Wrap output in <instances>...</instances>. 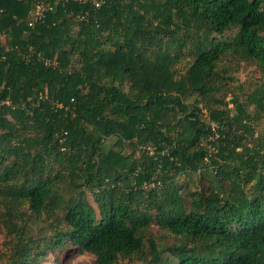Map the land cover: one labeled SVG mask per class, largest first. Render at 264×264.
Wrapping results in <instances>:
<instances>
[{"label":"trees","instance_id":"obj_1","mask_svg":"<svg viewBox=\"0 0 264 264\" xmlns=\"http://www.w3.org/2000/svg\"><path fill=\"white\" fill-rule=\"evenodd\" d=\"M37 1L0 0V264H264V0Z\"/></svg>","mask_w":264,"mask_h":264},{"label":"rangeland","instance_id":"obj_2","mask_svg":"<svg viewBox=\"0 0 264 264\" xmlns=\"http://www.w3.org/2000/svg\"><path fill=\"white\" fill-rule=\"evenodd\" d=\"M230 70L231 74L236 77V80H227L228 83H230V91H228L227 94L223 96V101L225 102L226 107L230 110L231 115H233L235 109L233 107L234 103L232 101V96L236 94L239 99L244 101L243 91L238 86H241V88H245L248 83L252 82L253 84L257 80V73L252 66L247 65H240L237 66V68L230 67ZM217 95L222 101L223 92H220ZM214 105H216L217 107L225 106L223 105V103L218 102H216ZM248 110H250L251 113L258 114L254 122V131L255 135H257L258 138H264V113L259 110L253 109V105H249ZM203 111L206 112L205 108L203 109ZM184 179L188 180L185 176H182L180 178V181H185ZM89 201L92 202L90 196ZM151 231L156 233V235H159L161 233V231L160 233L159 231H157L156 227H153ZM3 240L4 236L2 232H0V249L3 245ZM93 260L94 256L92 254L82 252L77 249L74 245L69 244L63 249H55L54 251L48 252L45 256L41 258L40 264H92Z\"/></svg>","mask_w":264,"mask_h":264},{"label":"built area","instance_id":"obj_3","mask_svg":"<svg viewBox=\"0 0 264 264\" xmlns=\"http://www.w3.org/2000/svg\"><path fill=\"white\" fill-rule=\"evenodd\" d=\"M46 9H51V5L49 4V3H45L44 1H42V0H38L37 2H36V5H35V9L33 10V18L34 19H36V20H39L40 18H42L43 17V15H44V11L46 10ZM32 22H30V24H31ZM46 63L47 64H50L51 63V61L50 60H46ZM213 126H214V124H213Z\"/></svg>","mask_w":264,"mask_h":264}]
</instances>
